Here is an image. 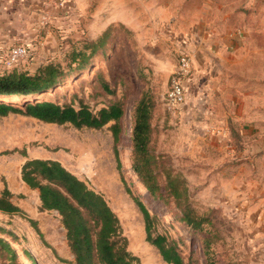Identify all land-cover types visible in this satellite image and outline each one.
Returning a JSON list of instances; mask_svg holds the SVG:
<instances>
[{"label":"rangeland","instance_id":"1","mask_svg":"<svg viewBox=\"0 0 264 264\" xmlns=\"http://www.w3.org/2000/svg\"><path fill=\"white\" fill-rule=\"evenodd\" d=\"M73 2L75 12L65 28H56L58 32L50 36L40 33L44 37H38L30 56L13 68L0 62V74L13 70L34 74L49 63L65 67L73 49L95 40L111 25L109 44L99 51L89 68L43 96L75 107L84 104L94 112L120 103L124 114L119 123V140L112 131L114 121L96 129L45 122L17 113L0 116V194L9 187L12 200L20 207L15 213L0 210V226L8 231L0 235L18 254L13 262L0 250V264L75 262L59 212L42 209L39 190L27 187L22 180L23 162L35 157L59 160L89 188L103 195L119 219V236L139 257L140 264L172 263L165 261L159 248L147 238L145 214L138 201L153 217V237L165 235L169 243L176 245L185 264H206L203 241L210 232L194 231L180 221L186 206L213 221L214 226L207 228L213 233L210 251L218 264H264V243H254L240 237L234 228L222 226L219 209L197 196L199 187H188V175L196 173L192 172L197 170L196 162L201 165H197L199 174L208 169L205 156L210 138L225 137V121L236 133L243 126L244 138L250 140L263 119L264 2L163 0L164 12L151 19L145 17L148 13L139 0ZM126 11L133 12L134 17L124 18ZM111 12L123 18L115 19ZM183 50L192 56L193 67L186 80V101L176 106L167 102V93ZM224 59L238 62L235 68L242 69L243 74L239 75L243 80L239 88L243 86L246 95L243 106L239 100L238 109L248 114L233 126L230 118H224L228 110L221 97L227 84L220 66ZM143 93L152 102L149 151L159 182L155 195L134 169L137 157L132 145V116ZM11 100L22 102L20 97ZM233 130L231 136L235 134ZM171 180L177 196L171 191Z\"/></svg>","mask_w":264,"mask_h":264},{"label":"trees","instance_id":"2","mask_svg":"<svg viewBox=\"0 0 264 264\" xmlns=\"http://www.w3.org/2000/svg\"><path fill=\"white\" fill-rule=\"evenodd\" d=\"M111 30L110 25L95 40L86 41L82 47L73 49L65 67L49 63L39 67L34 74L17 70L0 74V116L17 113L45 122L70 123L78 128L96 129L114 121L112 131L115 140L118 141L120 118L124 114L120 103H113L94 112L84 104L75 107L73 104H61L43 96L72 75L87 70L99 51L109 44ZM6 96L9 98H4ZM15 96L22 98V102H12L11 98ZM151 107L149 96L143 93L133 112L131 134L137 157L134 169L144 179L149 191L155 195L159 182L151 167L149 151ZM236 136V133L233 134L230 142L238 149L241 145L236 141ZM21 177L31 188L39 190L42 209L59 212L66 229L68 244L75 256L74 264H140L139 257L128 250L126 240L119 236V219L103 195L89 188L84 180L67 169L59 160L27 158L21 167ZM169 183L172 185L171 191L174 196L179 195L173 180ZM12 196L13 192L6 186L0 194L1 211L15 213L20 210ZM138 204L145 214L147 238L159 248L165 261L185 264L176 245L169 243L165 235L158 234L153 237L151 231L153 217L142 201H138ZM180 221L185 222L194 231L205 230L206 233L210 231L204 236L203 253L206 256V264H218L210 251L214 242L213 233L207 228L214 226L211 218L196 214L190 206H186ZM0 232L5 234L8 231L0 226ZM0 250L5 251L13 262L17 261V251L1 235ZM24 253L30 260H34L27 250H24Z\"/></svg>","mask_w":264,"mask_h":264},{"label":"crops","instance_id":"3","mask_svg":"<svg viewBox=\"0 0 264 264\" xmlns=\"http://www.w3.org/2000/svg\"><path fill=\"white\" fill-rule=\"evenodd\" d=\"M56 1L0 0V53H5L8 47L18 43L28 44L34 49L41 34L50 36L53 31L58 32L56 28H65L68 18L74 15L75 5L71 0L66 8H60ZM139 1L145 5V12L148 14L144 15L147 19L158 17L159 13L164 12L163 0ZM255 1L264 2L253 0V4ZM110 2L116 3L118 0ZM110 14L115 19L134 17L133 12L128 11L124 16L114 12ZM47 21L51 24L46 25ZM1 60L0 55V62ZM220 63L227 77V84L224 87L226 90L221 96L225 99L228 110L224 118L225 120L230 118L229 122L233 126L248 114L245 109L242 113L238 109L239 100H242V106L246 100L243 86L239 88V85H243L241 83L243 80L239 77L243 75L242 69L235 68V63L238 62L233 59H224ZM234 106L237 107L234 109ZM262 118L255 126L256 135H252L250 140L244 138L243 126L240 128L241 132L236 133L225 121L227 127L224 129L225 137L210 138V147L205 156L207 163L205 166L208 169L199 174L198 166L201 165L196 162L197 170H192L196 173L188 175V187L190 189L199 187L197 196L219 209L221 225L234 228L240 237L241 235L248 237L254 243H264V113ZM230 129L238 136L236 141L241 145L238 149L230 142L232 140ZM201 176L204 177L203 182L200 181ZM25 185L30 187L26 183Z\"/></svg>","mask_w":264,"mask_h":264},{"label":"built area","instance_id":"4","mask_svg":"<svg viewBox=\"0 0 264 264\" xmlns=\"http://www.w3.org/2000/svg\"><path fill=\"white\" fill-rule=\"evenodd\" d=\"M60 8H66L71 0H57ZM32 48L25 43H18L8 47L5 53H0L1 62L8 68L19 66L25 58L29 57ZM193 67V58L185 50L179 54L178 67L171 77L170 88L167 93V102L172 105H180L186 101V80L190 78ZM225 134V130L223 131Z\"/></svg>","mask_w":264,"mask_h":264},{"label":"bare ground","instance_id":"5","mask_svg":"<svg viewBox=\"0 0 264 264\" xmlns=\"http://www.w3.org/2000/svg\"><path fill=\"white\" fill-rule=\"evenodd\" d=\"M30 96H28V98H29ZM4 98H9V96H6V97H4ZM15 98H16V96H15ZM157 208V207H156Z\"/></svg>","mask_w":264,"mask_h":264},{"label":"water","instance_id":"6","mask_svg":"<svg viewBox=\"0 0 264 264\" xmlns=\"http://www.w3.org/2000/svg\"><path fill=\"white\" fill-rule=\"evenodd\" d=\"M264 1V0H263Z\"/></svg>","mask_w":264,"mask_h":264}]
</instances>
